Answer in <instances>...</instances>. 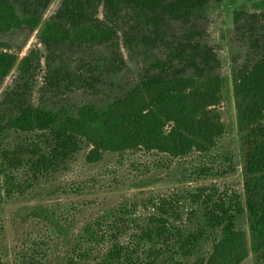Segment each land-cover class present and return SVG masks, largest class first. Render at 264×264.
I'll use <instances>...</instances> for the list:
<instances>
[{
    "label": "trees",
    "instance_id": "1",
    "mask_svg": "<svg viewBox=\"0 0 264 264\" xmlns=\"http://www.w3.org/2000/svg\"><path fill=\"white\" fill-rule=\"evenodd\" d=\"M212 1L63 0L38 35L47 53L39 101L33 93L43 57L34 48L0 103V178L27 168L36 177L52 175L85 149L92 164L105 153L208 156L225 134L222 63L208 41ZM52 2L0 0V33L33 34ZM233 19L234 39L247 49L232 75L244 205L208 195L205 224L197 231L179 228L182 217L171 199L153 202L154 213L142 220L128 207L110 210L83 228L65 264H242L250 252L264 264V0L252 11L237 8ZM122 37L150 56L138 76L120 87ZM157 48L161 55L154 54ZM19 59L0 45V90ZM67 59L78 60L74 65ZM11 134L23 137L5 142ZM242 212L249 234L236 226ZM207 235L213 248L206 258L199 247ZM1 239L0 223V264Z\"/></svg>",
    "mask_w": 264,
    "mask_h": 264
},
{
    "label": "rangeland",
    "instance_id": "2",
    "mask_svg": "<svg viewBox=\"0 0 264 264\" xmlns=\"http://www.w3.org/2000/svg\"><path fill=\"white\" fill-rule=\"evenodd\" d=\"M62 1L53 0L33 34L27 30L0 33V45H7L20 56L1 87L0 103L19 77L20 61L34 48L40 49L43 57L33 93L34 102L39 101L47 53L38 35ZM257 1L260 0H213L208 8V41L222 63L223 78L220 108L225 134L216 149L208 156L195 152L178 159L156 152L105 153L93 164L86 161L89 150L85 149L69 166L52 175L36 177L30 168L9 173V179L0 178L2 264H65L83 228L108 211L122 207L134 210L142 220L154 213L153 202L171 199L178 203L182 217L179 228L197 231L205 224L208 195L214 200L229 197L244 205V151L237 125L232 75L235 67L246 59L247 49L234 39L233 15L239 7L252 11ZM121 49L126 68L120 87L138 76L143 59L150 56L143 49L129 48L123 37ZM154 54L161 55L162 50L157 48ZM77 60L67 59V62L75 65ZM17 136L23 137L11 134L5 142L18 143ZM203 171L219 176L205 178ZM197 197L202 198L201 204L193 203ZM236 226L249 234L245 212L236 216ZM212 248V239L207 235L200 244L199 255L207 258ZM242 264H256L252 252Z\"/></svg>",
    "mask_w": 264,
    "mask_h": 264
}]
</instances>
